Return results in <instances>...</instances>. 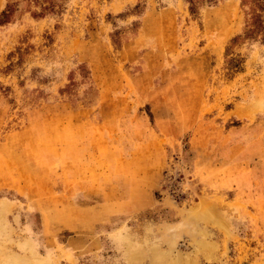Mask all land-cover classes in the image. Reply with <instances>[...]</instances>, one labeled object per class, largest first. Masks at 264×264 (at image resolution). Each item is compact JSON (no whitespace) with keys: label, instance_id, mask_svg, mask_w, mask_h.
<instances>
[{"label":"rangeland","instance_id":"rangeland-1","mask_svg":"<svg viewBox=\"0 0 264 264\" xmlns=\"http://www.w3.org/2000/svg\"><path fill=\"white\" fill-rule=\"evenodd\" d=\"M175 263L264 264V0H0V264Z\"/></svg>","mask_w":264,"mask_h":264},{"label":"trees","instance_id":"trees-1","mask_svg":"<svg viewBox=\"0 0 264 264\" xmlns=\"http://www.w3.org/2000/svg\"><path fill=\"white\" fill-rule=\"evenodd\" d=\"M9 16H8V14H5V19H7Z\"/></svg>","mask_w":264,"mask_h":264},{"label":"bare ground","instance_id":"bare-ground-1","mask_svg":"<svg viewBox=\"0 0 264 264\" xmlns=\"http://www.w3.org/2000/svg\"><path fill=\"white\" fill-rule=\"evenodd\" d=\"M134 255V254H133ZM155 260H156V258H155ZM159 260V259H158ZM175 262V261H174ZM177 262V261H176ZM176 264V263H175Z\"/></svg>","mask_w":264,"mask_h":264}]
</instances>
